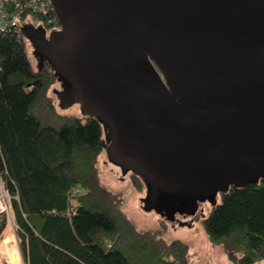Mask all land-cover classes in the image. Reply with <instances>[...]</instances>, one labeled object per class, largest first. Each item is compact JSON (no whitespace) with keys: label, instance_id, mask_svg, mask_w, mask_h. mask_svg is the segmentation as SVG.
<instances>
[{"label":"water","instance_id":"water-1","mask_svg":"<svg viewBox=\"0 0 264 264\" xmlns=\"http://www.w3.org/2000/svg\"><path fill=\"white\" fill-rule=\"evenodd\" d=\"M49 1L59 33L20 29L71 85L53 89L60 110L105 121L117 182L133 172L165 193L141 209L198 239L182 219L264 178V0Z\"/></svg>","mask_w":264,"mask_h":264},{"label":"trees","instance_id":"trees-1","mask_svg":"<svg viewBox=\"0 0 264 264\" xmlns=\"http://www.w3.org/2000/svg\"><path fill=\"white\" fill-rule=\"evenodd\" d=\"M27 20V28L35 27L32 21L42 24L48 38L60 32L40 16ZM0 58V172L13 198L26 264H193L188 243L165 237L163 226L139 230L126 197L102 183L98 161L107 154L109 127L100 118L60 110L52 88L68 91L71 85L53 59L40 70L28 41L10 35L0 37ZM130 179L139 193L158 192L138 175ZM73 206L76 215L67 217ZM6 220H0V243L8 237ZM202 223L209 242L232 264L263 262L264 178L230 187Z\"/></svg>","mask_w":264,"mask_h":264},{"label":"rangeland","instance_id":"rangeland-1","mask_svg":"<svg viewBox=\"0 0 264 264\" xmlns=\"http://www.w3.org/2000/svg\"><path fill=\"white\" fill-rule=\"evenodd\" d=\"M30 53L33 59L32 63L36 65V61L32 56L31 50ZM59 86L60 85L58 84L54 86V88H59ZM54 88H52V94ZM55 97L57 98L56 95ZM68 111L69 113L76 115H80V113L83 114L80 104H77L74 108ZM104 161L109 162L108 154L103 153L98 161V168L102 183L111 191L115 193H121L126 197V211L139 230H156L157 228L163 226L165 228V237L172 240L184 241L191 246V253L193 254V264H232L227 259L223 248L221 246L210 243L207 238L202 220L210 214L215 206L212 205L209 200H206V203H203V206L200 207V209H202L201 214L195 215V217L198 219L195 218L193 220L194 226L197 228L199 237L198 239L195 238L193 230H188V227H184L182 229L179 228L176 231L171 230L172 225L177 227L179 223L169 221L165 219V217L157 219L153 212H148L146 213V215L141 209L140 198H146L147 195L143 192L141 194L135 190L130 179L133 172L127 173L128 180L126 182H117V177L122 179L121 168L115 166L114 163L110 162L107 163V167L104 165ZM222 197L223 194L221 192H218L216 200L217 204L222 201ZM12 216L14 218V224L11 221V216L7 218L6 226L8 224V237L5 241L0 243V264H26L20 249L21 240L18 236L19 227L16 222L14 210ZM186 220L187 219L185 217L184 219H182V222L186 223ZM3 232L0 234V241L3 236ZM256 264H264V261Z\"/></svg>","mask_w":264,"mask_h":264},{"label":"built area","instance_id":"built-area-1","mask_svg":"<svg viewBox=\"0 0 264 264\" xmlns=\"http://www.w3.org/2000/svg\"><path fill=\"white\" fill-rule=\"evenodd\" d=\"M29 14L40 16L43 22L51 27L58 28L59 23L55 16L53 6L49 0H0V37L14 36L18 40L24 37L22 34V28L29 23L27 20ZM33 26L39 25L38 21L31 22ZM42 25V24H40ZM2 71V59L0 58V74ZM1 86V79H0ZM34 86L27 88V91H31ZM79 190L74 192L77 195ZM13 198L7 187V183L0 172V220L9 218L13 215ZM77 209L71 207L67 213V217L76 215Z\"/></svg>","mask_w":264,"mask_h":264},{"label":"flooded vegetation","instance_id":"flooded-vegetation-1","mask_svg":"<svg viewBox=\"0 0 264 264\" xmlns=\"http://www.w3.org/2000/svg\"><path fill=\"white\" fill-rule=\"evenodd\" d=\"M24 38L28 41V43H29V47H30V50L32 51V56L34 57V60L36 61V66H38V64L39 63H41L42 64V68H41V70L44 68V65L46 64V65H48V61L47 60H50V58H46V60H45V58H44V60H43V56H44V50L46 49V47H43V45L34 37V36H29V37H25L24 36ZM50 42H52L53 40H51V39H48ZM35 48H38V49H40L41 51H42V53H39L38 54V58H36L35 56H34V54H33V52H34V49ZM58 90H62V87H61V89H58ZM63 91V90H62ZM71 91H72V89L69 91V93H71ZM128 173V172H127ZM126 173V174H127ZM149 186H151V185H149ZM175 191H173V192H171V194L172 195H176L177 196V194L176 193H174ZM143 193H145L146 195H148L150 198L152 197L153 198V196H155V195H158L157 196V203H160V202H164V201H166V198H167V195L164 193L163 195H161L162 197H159L160 196V194L159 193H157V192H154L153 190H151L150 188H147V190L145 191V192H143ZM142 194V193H141ZM196 217L193 215V214H190V215H187L186 216V223H189V222H191V221H193L194 219H195ZM197 219V218H196Z\"/></svg>","mask_w":264,"mask_h":264}]
</instances>
